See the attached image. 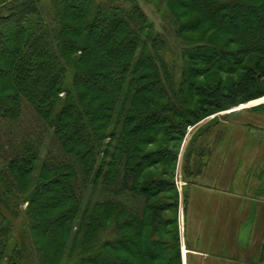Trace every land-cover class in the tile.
Instances as JSON below:
<instances>
[{"label": "trees", "instance_id": "1", "mask_svg": "<svg viewBox=\"0 0 264 264\" xmlns=\"http://www.w3.org/2000/svg\"><path fill=\"white\" fill-rule=\"evenodd\" d=\"M141 1L164 3L178 37L199 28L198 19L182 22L171 0H0V74L7 82L0 87V123L28 119L24 132L44 131L9 157L0 150V263L159 264L165 246L168 264H181L178 234L166 230L176 222L163 214L168 204L156 201L174 183L140 179L163 163L173 171L179 149L162 140L150 150L157 138L148 134L168 126L186 131L264 96V61L228 84H194L201 64L226 70L251 51L264 55V0H189L202 24L233 42L218 49L182 39L176 50ZM108 127L113 143L105 144ZM44 135L51 137L47 156ZM88 188L99 196L83 208ZM20 200L29 204L16 225L13 203ZM54 202L63 209L42 219ZM61 228L64 240L55 249L48 234ZM137 236L143 239L134 242ZM109 248L126 249L135 262Z\"/></svg>", "mask_w": 264, "mask_h": 264}, {"label": "rangeland", "instance_id": "2", "mask_svg": "<svg viewBox=\"0 0 264 264\" xmlns=\"http://www.w3.org/2000/svg\"><path fill=\"white\" fill-rule=\"evenodd\" d=\"M179 3H186L185 6L190 7L182 5L178 8ZM141 4L155 29L164 34L166 44L172 50L184 45L182 39L186 44L188 39L195 43L204 41L218 49L231 47L233 40H228L227 34L217 29L211 30L208 22L202 24L204 17L195 11L196 4L189 0H171L172 8L182 22L200 21L198 29L183 32L179 37L174 32L164 3L141 1ZM170 52L169 49L167 54ZM241 60L243 64L231 65L226 70L213 65H199L200 75L194 80V84L205 86L220 78L226 84L237 81L248 66L256 61L263 62L264 55L251 51ZM0 65L3 66L4 63L0 62ZM6 85V78L0 74V87ZM192 102L194 104V100ZM23 122L25 123L14 122L11 125L0 123V150L5 157L14 154L25 138L32 136L34 139H41V134L44 133L40 131L41 128L32 126L34 135H30L31 131L24 132L29 120ZM163 130L159 134H148L157 139L147 148L151 150L161 146L162 140L168 146H177L179 155L174 170L170 171L167 164L163 163L146 169L140 179L147 180L155 176L174 183L173 187L159 193L156 201L162 199L168 204L163 214L166 219L176 222L168 225L166 230L175 229L178 234L181 264H264V96L209 115L195 122L186 131L174 130L169 126L163 127ZM112 131V127L106 128L109 137L105 144L112 142ZM42 139L41 149L43 155L47 156L51 137L44 135ZM96 196L99 195L88 188L83 208L89 200H95ZM19 197L22 198V195ZM176 197L179 200L178 208H174ZM28 204L21 200L13 203L17 214L16 225H21ZM34 205L38 206L37 203ZM62 209L56 203L54 208L41 212L40 217L46 219ZM64 230L65 228L56 229L55 233L53 231L48 234L53 248L58 249L62 244ZM128 231L124 230L123 234ZM16 233L19 235V230ZM172 236L168 234L165 238L170 239ZM141 238L143 239L137 236L134 242H139ZM133 243H129V246L135 249ZM107 250L119 260L135 262L126 249ZM161 251L164 254H161L158 263L168 264L164 259L166 247L162 246ZM64 263L65 260L61 264ZM0 264L7 263L2 261Z\"/></svg>", "mask_w": 264, "mask_h": 264}, {"label": "bare ground", "instance_id": "3", "mask_svg": "<svg viewBox=\"0 0 264 264\" xmlns=\"http://www.w3.org/2000/svg\"><path fill=\"white\" fill-rule=\"evenodd\" d=\"M184 251H185V252L187 251L186 248H184Z\"/></svg>", "mask_w": 264, "mask_h": 264}, {"label": "crops", "instance_id": "4", "mask_svg": "<svg viewBox=\"0 0 264 264\" xmlns=\"http://www.w3.org/2000/svg\"><path fill=\"white\" fill-rule=\"evenodd\" d=\"M219 258L221 259V256H220ZM219 258H218V259H219ZM225 258H227V257H225Z\"/></svg>", "mask_w": 264, "mask_h": 264}]
</instances>
